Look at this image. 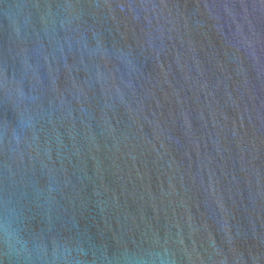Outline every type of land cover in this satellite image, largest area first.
Instances as JSON below:
<instances>
[{
	"label": "water",
	"instance_id": "95a60500",
	"mask_svg": "<svg viewBox=\"0 0 264 264\" xmlns=\"http://www.w3.org/2000/svg\"><path fill=\"white\" fill-rule=\"evenodd\" d=\"M0 264H264V0H0Z\"/></svg>",
	"mask_w": 264,
	"mask_h": 264
}]
</instances>
